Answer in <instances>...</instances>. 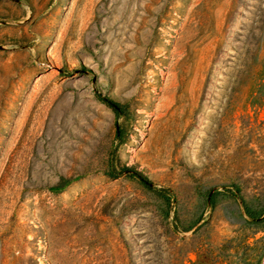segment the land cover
I'll use <instances>...</instances> for the list:
<instances>
[{"label":"rangeland","instance_id":"obj_1","mask_svg":"<svg viewBox=\"0 0 264 264\" xmlns=\"http://www.w3.org/2000/svg\"><path fill=\"white\" fill-rule=\"evenodd\" d=\"M0 264H264V0H0Z\"/></svg>","mask_w":264,"mask_h":264},{"label":"trees","instance_id":"obj_2","mask_svg":"<svg viewBox=\"0 0 264 264\" xmlns=\"http://www.w3.org/2000/svg\"><path fill=\"white\" fill-rule=\"evenodd\" d=\"M98 98L105 103L108 107H110L116 114L117 118L123 116L126 114V105L107 96V95H103L101 93L98 94ZM116 137L118 138V140L120 142L123 141V129L118 125L117 126V131H116ZM124 172H130L131 175H133L137 180H139L142 184H144L145 186H147L150 189H156L153 182L151 181V179L145 175L144 173H142L141 171L137 170V169H129V168H123L121 170H114V171H110L109 174L112 177H119L121 176ZM73 179L68 178V179H62V181L55 186L50 187V189L54 192H62L63 190H65V188L72 183Z\"/></svg>","mask_w":264,"mask_h":264}]
</instances>
